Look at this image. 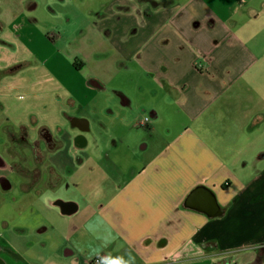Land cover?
Segmentation results:
<instances>
[{"label": "crops", "instance_id": "1", "mask_svg": "<svg viewBox=\"0 0 264 264\" xmlns=\"http://www.w3.org/2000/svg\"><path fill=\"white\" fill-rule=\"evenodd\" d=\"M62 1L0 0V264H264V0Z\"/></svg>", "mask_w": 264, "mask_h": 264}, {"label": "rangeland", "instance_id": "2", "mask_svg": "<svg viewBox=\"0 0 264 264\" xmlns=\"http://www.w3.org/2000/svg\"><path fill=\"white\" fill-rule=\"evenodd\" d=\"M20 1L21 0H14L15 3H20ZM34 1L36 2V8H35V11L32 12V15H34L37 18L36 19L37 25H39V21H40L42 28L47 29V31L50 32V37H51V34L55 35L58 32H62L63 36L61 38H57V39L63 40V41H67V40L71 41L72 29L75 26H77L76 24L78 23L79 19L72 18L73 15H72L71 9L65 8L66 2L64 3L63 9H60L59 7H57V5L63 3L62 0H34ZM60 10L65 12V19L61 18L60 15H57ZM41 14H42V17H41ZM73 35H75V34H73ZM73 40H78V37L74 38ZM72 42L74 43V45H76V43L74 41H72ZM72 47H73V45L70 42V47L65 49V50H69ZM118 77H119V75L115 76L113 78V80L109 81L106 85L107 89H108L107 92H108V94H110L111 97H113L112 99H116V96L114 95L112 90L119 87V86H122L125 83L124 79H121L120 81H118V79H116ZM124 88L128 90L129 84L126 83L124 85ZM138 116H142L141 119H144L145 117H148L149 120L151 119L147 112L138 113ZM145 123L147 124L148 121ZM145 123H143V124H145ZM18 134L22 135L21 131H19ZM19 135H17V136H19ZM22 149H23L22 142H18L16 145L10 147L11 152H13L15 155H20V156L22 155ZM20 156H16V158L19 157V159L16 162L17 167L21 168V170L31 171L28 169L27 166L23 165V162L21 160L22 158ZM34 168H35L34 169L35 171L41 172L42 168H46V167H44V165H42V168H41L38 164H36V165H34Z\"/></svg>", "mask_w": 264, "mask_h": 264}, {"label": "trees", "instance_id": "3", "mask_svg": "<svg viewBox=\"0 0 264 264\" xmlns=\"http://www.w3.org/2000/svg\"><path fill=\"white\" fill-rule=\"evenodd\" d=\"M35 157H36V156H35ZM37 160H39V159L37 158ZM51 170H52V169H51ZM52 171H53V170H52ZM52 171H51V176H50V177H51V178H50L51 180H50V182H49L50 184H54V183L56 182V180H57V178H56V174L53 173ZM53 177H55V178H53ZM261 258H263V257L260 256L259 259H261ZM257 263H258V262H255L254 264H257Z\"/></svg>", "mask_w": 264, "mask_h": 264}, {"label": "built area", "instance_id": "4", "mask_svg": "<svg viewBox=\"0 0 264 264\" xmlns=\"http://www.w3.org/2000/svg\"><path fill=\"white\" fill-rule=\"evenodd\" d=\"M147 119H148V117H145L144 119H142L141 123H145ZM92 262L95 264H98L100 262V257L97 256V257L93 258Z\"/></svg>", "mask_w": 264, "mask_h": 264}]
</instances>
